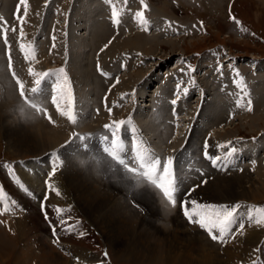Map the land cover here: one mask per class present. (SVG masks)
I'll list each match as a JSON object with an SVG mask.
<instances>
[{
    "label": "rangeland",
    "instance_id": "rangeland-1",
    "mask_svg": "<svg viewBox=\"0 0 264 264\" xmlns=\"http://www.w3.org/2000/svg\"><path fill=\"white\" fill-rule=\"evenodd\" d=\"M0 1L2 5H4V8H6L8 6L6 4H8L10 0H0ZM79 1L81 0H77L78 4H74L73 16L74 17L77 16L79 18L78 20L82 19V22L80 23L82 30L81 29H80L81 31L78 30V33H73V31H71V34L73 33L74 36L73 35L70 36L71 42L74 45L73 50L75 52V60L73 59V64L77 68L76 70H73L74 71L73 73L75 76L79 77L80 81L83 83L84 88L86 85H89L88 87L91 88L90 89L91 95L89 96L91 98L92 97L95 98L97 94L99 97L101 92L105 89V85L102 83L99 76L96 75L94 71H92L93 69L92 53L94 54L96 49L101 45V43L104 42L109 37V35H111L112 29H110L107 26L108 29L103 28L99 33L96 34L94 30L95 28H97V26L93 22L97 18L93 17L94 19H92L91 17V15L94 12V8L90 7L87 8L86 10H83L82 9L83 3L81 4V2ZM151 2L153 4L155 11L159 13V15L167 14L169 12L170 14H174L176 16H180L179 14H181V17L186 18L189 16L187 14L188 13L187 11L188 10L190 11L191 9L193 11L194 16L200 15L201 17L204 18L205 20L204 23L207 28L206 32L204 33L193 32L188 36L177 35L178 37L175 36L173 38H167V37L162 38V36L159 37L157 34H151L153 36H150L146 33L147 35H145V37L149 38L148 42L138 41L136 43L145 44V46L149 49L153 46V43L156 42L161 43V44H157L156 51L153 48L150 51V54L149 52H146L144 50L145 53L149 55L155 54V57L158 56L160 58L159 61L160 64L164 63L172 54L177 55V53L183 51L191 53L194 50H205L208 46L217 43H224L228 45L231 48V50L237 52L239 55L242 56L243 55L248 56L252 54L264 56V0H234L233 1V7L236 13L239 16H241L251 27L255 28L257 31L256 33L261 35L263 39L254 38V36H249L246 34L244 38L242 35H238L239 33H237L238 30L235 28L234 23L231 20L229 21L227 19L225 7L228 6L227 3L229 2V0H201V2L204 5H201V3H199L198 1L196 3L191 4L188 3V0H180V3H182L181 4L182 11H180V9L173 4L172 0H152ZM38 4H39V0H35L34 5L38 6ZM28 29H30V27H27V30ZM27 30H25V33ZM136 33H144V32L135 31L133 32L132 35L131 34H127V35L124 34V36L118 35L113 40L109 49L114 48V52H115L116 49L126 48L127 46H129L131 47V49L143 50L139 46H138L139 48H137L135 47V45H132L130 43H128V45L123 46V41L128 37H132V39H134ZM47 42L48 41L45 39L42 40L41 43L43 48L45 47ZM58 50L60 52V49ZM58 55L59 54L56 53V57H58ZM2 59H3L2 46L0 44V83L4 88L3 89L4 96L0 100V116H3L4 118L6 116H11L9 120L13 123V125H16L18 127L16 128L18 135L13 133L11 134H13L15 138H17L15 143L18 144L22 143V144L20 145L21 147L18 150V148H16L17 146L12 144L10 139L7 140L0 139V157L17 158L18 156L30 157L32 155H38V154L40 155L44 151L48 150L49 148L63 141L66 135L62 133V131H61L62 134L58 132L59 129L61 128H55L53 126L47 125V123L43 122L41 119L34 118L30 113L26 111V109L22 107V105L19 104L17 98L15 97V93L10 86L8 78L5 75L4 63H2L3 62ZM47 59H48V55L43 56V58H41L40 61L44 62ZM202 65L205 66L204 61L202 62ZM198 68L199 67L194 68L193 71H196L195 72L196 80L199 83H202L203 80H207L206 78L210 77L209 74L210 71L206 73L204 72L205 73L204 76L198 73L200 71V69ZM150 71L151 70L148 68L142 70L136 69L133 71V73H128V74H130L129 75L130 77L133 74L134 78L140 75H141L140 77L145 75L147 77ZM124 75H126V73ZM211 85L213 84L211 83ZM254 91L255 94L257 95L258 104L255 110L252 112V114L249 115L244 114L240 117L238 116L235 119H232L230 122L226 120L224 121V124H219L220 122L225 120V116L220 111L221 97L217 94L216 90L212 91V93L211 92L208 93L211 94L210 96L211 102L208 105V111L210 114V121H211L210 125L211 126L216 125L215 131L213 133V138H219L218 133L220 131L223 134L224 132L225 134L227 133L226 135L224 134L223 137L229 138L236 136V134L238 133L243 134L245 136H248L250 134H256L259 133L260 129L264 128V108L260 107L264 103V97L261 98V100H259L260 96L264 95V91L263 90L259 91L257 87L256 89H254ZM95 101L96 100H94L93 102ZM157 119L155 118L153 120L156 121ZM140 120L142 124L149 130L152 136L155 137V140L158 138L162 139L163 137L164 140L161 141L164 143L169 137V134L166 135L165 134L166 132L162 131V129L160 130L159 127L156 125V123L152 121V117L147 118L146 116L143 117L140 115ZM91 124H93V121H91ZM217 125H219V127ZM31 129L34 131V133ZM204 133L205 130H203V132H201L200 130L199 131L194 130L190 136V141H189L190 145L191 146L196 145L198 136L200 134L203 135ZM35 137L37 138V140ZM178 143L179 142L177 140H172L169 142V145H175ZM157 144H160V142L157 141ZM22 145L24 146L22 147ZM67 159H68L67 160L68 164L62 170V175H61V178L63 179V186L65 188V191L67 192V195L71 199V201L75 204V207L86 218L84 224L87 225L90 228V230L96 234L97 241H99L101 246H103L110 253L111 255L110 257L113 259L112 261L113 264H137V263L134 262L133 260H127L123 258L121 259L120 257H118L117 253L118 251H120L118 247L123 246V244L121 245L113 244V241L112 244H108V239L106 238L103 231H101L100 228L96 226V224L93 222V218H97L98 221L103 222L104 223L103 225L106 228H108V230L110 229V232L112 233H116L115 230L118 231L119 229H122L120 227H124L125 225H127L130 228H133V230L134 228L137 230L144 229L143 231L146 230V232L154 230L156 232L155 234H157L158 237L162 236L163 232L170 233L175 230L185 234H189L190 230H191L190 233L198 232V229L191 227L190 225L185 223V221L181 218V215L177 209H172L173 210L171 212L172 219L171 221L167 222L168 224L165 223L166 221H163L164 218L162 215V210H161L162 208L160 205V201L156 197L155 193L151 191L149 187L144 184L140 185L139 187L138 185H136L137 183L135 184L131 183L126 177L122 176L117 171H114L111 169V167L107 166L105 162L95 163L93 160H91L85 155H72L69 156ZM262 177L264 178V165H259L258 167H256L253 173L243 171L241 173H233L231 175L216 174L211 179H208L206 183L198 186L194 190L195 192L193 193V195L194 197L196 195L203 199H209L214 201L264 200V190H263L264 188H262L261 186V184L264 183V179ZM27 178L31 181V183L40 184V181L38 180L39 178L36 176L27 175ZM255 181L257 184L255 183ZM239 182H241V184L243 185V190H246L249 196L243 193L241 197H235V196L232 197L225 195L227 192V188L225 189V186H229L233 183H239ZM247 185H249V188ZM207 191L210 193L209 195L205 194V192ZM201 192H203V194ZM147 193L150 195H146ZM255 194L258 195L256 198L254 196ZM252 195L254 196V198ZM145 197L146 198L150 197V200H152L155 206L149 205L146 200L144 201L143 199ZM133 199H135L140 204L141 206L140 209H136L130 205L129 200H133ZM92 209H95V214L92 215L90 218L88 213H90ZM30 220L31 223L29 222L28 219H26V221L29 223H26V221L24 222V220H21V222H19L18 225L16 226V229L18 230L17 234L12 236L9 235L8 232L3 227H0V232H1L0 235L5 236L6 234L7 237V239L5 238L6 241H0L1 244L0 264H16V259H21L19 253L22 250H23L22 252L23 258L25 257L27 261L30 260L26 264H30V263L38 264V259L36 257V254L40 255L39 254L40 251L38 250V248L45 247L46 251L48 250L51 251L52 250L51 247H52L53 249L56 250V248H54L49 243V239L45 231L46 226L42 222L40 215L37 214L32 215L30 217ZM128 221L130 223H128ZM163 224H167L168 226L164 227L165 225ZM255 224L258 225L257 223ZM177 225H180L181 228ZM184 226L187 230L184 228ZM258 226H262V230L260 232V237H259L260 240L262 234L264 233V225H258ZM256 227L257 226H255V228ZM19 228H21L22 231L21 229L19 230ZM130 228H127L129 229L128 233H130V235L126 233L127 238H125L124 240L125 247L126 245L134 246V244L131 243L132 241L130 242V240L133 239L132 238L133 235L131 234ZM154 228H156L157 230H155ZM165 230L168 231L165 232ZM19 231H21L22 233H20ZM243 232L244 231L241 230L236 235L238 236ZM139 233H141V231H137L135 234L137 235ZM203 236L206 237L204 234ZM136 237L139 238V236ZM12 244L13 247H11ZM214 244L217 245L215 242ZM233 244L234 243H232L231 245L233 246ZM231 245L230 246L226 245L224 248H228L229 250ZM255 247H257V244ZM139 248L143 249L144 246L136 242V249ZM55 250L54 252L56 254L64 257L65 259L63 260L68 261V264H71V261L68 257L61 254L58 250L56 251ZM67 250L71 251L70 248H68ZM81 251L84 253L89 252L86 254L93 256L92 252H90L89 250H85L82 247L80 249L73 251V253L75 252V255L80 256L82 253L79 252ZM154 264H164V263L163 262L161 263V261L159 260L157 261V263Z\"/></svg>",
    "mask_w": 264,
    "mask_h": 264
},
{
    "label": "bare ground",
    "instance_id": "bare-ground-1",
    "mask_svg": "<svg viewBox=\"0 0 264 264\" xmlns=\"http://www.w3.org/2000/svg\"><path fill=\"white\" fill-rule=\"evenodd\" d=\"M126 1L127 2L125 3L124 0H114L115 5H116L115 10L118 12V15H120L121 13H125V17L127 18L129 13H133L134 12V9H133L132 3L128 2V0H126ZM79 2H81V4L83 3L82 4V9L83 10H86L87 8H90V7H93L94 8V12L91 15V17H92V19L97 18L93 22L97 26V28H95V30H94V32L96 34L99 33L103 28H107V25H106V23L104 21V18H103L102 12H101V6L103 5L101 1H99V0H85L84 1L83 0V2H82V0H81ZM145 35H147V34L146 33H136L134 39H132V37L126 38L123 41V46L128 45V43H130L132 45H135V47H137V48L140 47L143 50H145L146 52H149V54H150V51L153 48L156 51L157 44H161L159 42L153 43V46L150 49L147 48L145 46V44H137L136 43L138 41L148 42L149 38L145 37ZM170 43H172V42H170ZM159 47H160V45H159ZM253 70L256 71V76H263V78H264V62H260L258 64H255V69H253ZM256 87H257V89L259 91H262V90L264 91V85L258 84V85H256ZM263 97H264V95L263 96H260V99L259 100H261V98H263ZM10 117L11 116H6L4 118L3 116H0V139H4V140L10 139L11 143L14 144L15 146H17L16 148H18V150H19L20 147H21L20 145L22 143L21 144L15 143V141L17 140V138H15L13 136V134L18 135L17 130H16V128H18V127L16 125H13V123L9 120ZM27 128H28V126H27ZM32 131H30V132H32ZM61 131H63L62 128L59 129L58 132L61 133ZM11 133H13V134H11ZM33 133H34V131H33ZM224 134H225V132H224ZM224 134L221 133V131H220L218 133L219 138L220 137H223ZM36 140H37V138H36ZM23 146L24 145H22V147ZM41 147H42V144H41ZM21 154H22V152H21ZM66 176H68V175H66ZM257 176H258V174H257ZM33 180H34V178H33ZM64 183H65V181H64ZM255 183H256V181H255ZM137 185L140 187V185H142V184L137 183ZM247 186L249 188V185H247ZM261 186H262V188H264V183H262ZM214 187H215V185H214ZM257 187H259V186H257ZM226 188H227V192H226L225 195L232 196V197L233 196H235V197H241L243 194H245V195L249 196L248 192L246 190H243V185L241 184V182H239V183H233V184H231L229 186H225V189ZM201 193L203 194V192H201ZM205 194H208L209 195L210 193L207 191V192H205ZM146 195H150V194L147 193ZM254 196L256 198L258 195L255 194ZM254 196H253V198H254ZM143 200L144 201L146 200L149 205L155 206V204L152 202V200H150V197H147V198L145 197ZM97 201H98V199H97ZM96 203H98V202H96ZM160 205H161V208H162L161 210H162V215H163V218H164L163 221H166L165 223H167L168 221H171V219H172L171 212L173 211L172 208H170L168 206L165 207L162 203H160ZM126 207H127V205H126ZM94 214H95V209H92V211L90 213H88V215L90 216V218ZM19 222H21V220L18 221V223ZM93 222L96 224V226H98L100 228L101 231H103V233L105 234L106 238L108 239V244H112V241H113V244H117V245L123 244V246H119L118 247V249L120 250L117 253L118 257H120L121 259L123 258V259H127V260H133L137 264H154V263H157V261H159V260L161 261V263L163 262L164 264H229L230 261H234L235 262L236 259L243 258L245 255L246 256H249L253 252V250L256 248L255 246L258 243V240H259V237H260V232L262 230V226H258L260 224H258V225L253 224L249 229H246L243 233L239 234L236 237V240H235L233 246L231 245V247L229 248V250H228V248H224V247L222 248V250H220L219 247L214 244V242L212 243L211 240H209L207 237H204L203 234H202V232L200 230H198V232H196V233L195 232L190 233L191 232V230H190L189 231V234H185V233H182V232H179V231L173 229L175 231H172L170 233H164L163 232L162 233L163 235L158 237V235L155 234L156 232L154 230L148 231V232H146V230L143 231L144 229L143 230H137V229L134 228V230H133V228H130L127 225H125L124 227H120L123 230L122 229H119L118 231L115 230L116 233H112V232H110V229L108 230V228H106L103 225L104 223L98 221L97 218H93ZM128 223H130V222L128 221ZM146 223H147V221H146ZM167 224H163V225H165L164 227H167L168 226ZM146 225H148V224H146ZM21 226H23V225H21ZM149 226H150V224H149ZM177 226L180 227V225H177ZM255 226H257V227L255 228ZM127 228H130L131 229V234L133 235V237H132L133 239L130 240V242L132 241L131 243L134 244V246H127V245H126V247L124 246V240H125V238H127L126 233H128V231H129V229H127ZM184 228H185V226H184ZM20 229L21 228H19V230ZM154 229L157 230L156 228H154ZM21 231H22V229H21ZM21 231H19V232L22 233ZM137 231H141V233H139V234L136 235L135 233ZM167 231L165 230V232H167ZM0 234H1V232H0ZM128 234L130 235V233H128ZM136 236H139V238H137ZM5 238L7 239L6 234H5V236L4 235H0V241H6ZM136 242H138L141 245H143L144 248L143 249H141V248L136 249ZM127 244H129V243H127ZM11 247H13V244H12ZM51 249H52L51 251L50 250L46 251V248L45 247L38 248V250L40 251L39 252L40 255H37L36 254V257L38 259V264H68V261H64L63 260V259H65L64 257H62V256H60V255H58V254H56L54 252L55 249H53L52 247H51ZM231 250H233V251H231ZM22 252H23V250L20 251L19 255L21 256V259H16V264H26V263H28L30 261V260L27 261L25 259V257L23 258ZM79 253H82V257L85 258L86 262L88 264H91V261L93 260V258H92L93 256L92 255L90 256V255L86 254V253H89V252L84 253V252L81 251ZM235 257H239V258H236L234 260Z\"/></svg>",
    "mask_w": 264,
    "mask_h": 264
},
{
    "label": "snow or ice",
    "instance_id": "snow-or-ice-1",
    "mask_svg": "<svg viewBox=\"0 0 264 264\" xmlns=\"http://www.w3.org/2000/svg\"><path fill=\"white\" fill-rule=\"evenodd\" d=\"M20 4H25V14L27 11L26 8V3L25 0H20ZM141 5L143 7H147L146 5H144L143 0H141ZM19 13V5L17 8V19L21 21V25L23 23L22 18L19 17L18 15ZM138 22L143 25L145 23L144 20V16H143V12H137L136 13V17H135ZM235 19V18H233ZM112 22L115 25H119L120 23V19H119V15L117 13V11L115 9H113L112 11ZM237 23H239L238 21H236ZM0 24H3L2 27H0V32L4 33V40L5 43L7 44V25L6 22L0 21ZM16 29L13 28L12 31H15ZM23 36V29L21 27V37ZM54 39V37H53ZM29 51L27 52L28 55L32 56V52H31V45L27 46ZM105 48H107V45H105ZM22 51H25V45L22 44ZM103 51V49L101 50ZM97 70L98 72H101L102 75H105L102 70L99 67V64H97ZM41 75H44L43 73H41ZM49 76H53L55 78V83L53 85H55L54 91L56 93V99L53 100V103L57 106L58 110L60 112H67V118L75 123L76 121V116L74 114V111L72 110L71 104H72V99H71V93L70 91L68 92V103H69V110L68 111H64L61 108V104L59 103L62 94L64 93L67 85H68V77L65 74V70L63 68H61L57 73H51L48 72L44 79L46 77ZM116 82L118 83L119 80L117 78ZM53 85L51 86L53 88ZM185 93H187L188 89L184 88ZM172 103L175 105L177 103L176 100H173ZM251 101H249V108L248 111H251ZM50 119V117H49ZM125 121L121 120V121H116L113 122V124L111 125H107L106 127L111 131V137L115 138L117 136V134L120 132L121 127L125 125ZM128 123H131V121L129 120ZM142 146V145H141ZM120 148V150H124V145L120 144L118 146ZM218 147L220 148H225L227 147V145H218ZM235 149H232L231 151H229L225 157V159H227L228 156L232 155V152H234ZM143 158L146 161H151L153 159V157L148 153L147 149H145L144 153H143ZM204 158L209 160L211 162V165L213 167L218 166V161L221 160L220 156H212L209 154L208 152V145L207 143H205L204 145ZM169 166L171 167L172 165V161L169 160L168 161ZM53 173H55L56 169L55 167L52 169ZM201 175H203V173H201ZM204 183H206V181H202ZM178 186L175 182V180L172 182V184L165 189L166 193H167V199L169 200V202L174 206L176 203L175 200V193L178 191ZM57 195H59V192L57 191ZM191 205L192 208L189 209L187 206V203H185L184 205V209H183V215L185 218H187L190 222H194L197 223L199 225L200 228L204 229L207 231L208 235L210 236V238L213 241H219L221 243H223L224 238L229 236L230 234V229H231V225L234 223L235 221V216L237 214V210L241 207V205H233V206H217V205H209V204H198L196 201H191ZM258 211L259 213L264 214V208L255 210ZM254 210L253 209H249V219L251 220L253 215H254ZM193 217H197V219L193 220ZM255 223L260 224V225H264V218L261 219H257L255 221ZM243 228V225H241V229ZM214 230H218L217 233H214Z\"/></svg>",
    "mask_w": 264,
    "mask_h": 264
},
{
    "label": "crops",
    "instance_id": "crops-1",
    "mask_svg": "<svg viewBox=\"0 0 264 264\" xmlns=\"http://www.w3.org/2000/svg\"><path fill=\"white\" fill-rule=\"evenodd\" d=\"M1 260H3V259H1Z\"/></svg>",
    "mask_w": 264,
    "mask_h": 264
}]
</instances>
